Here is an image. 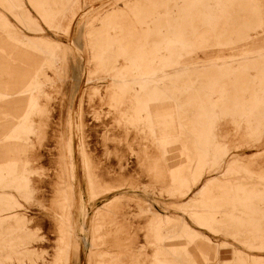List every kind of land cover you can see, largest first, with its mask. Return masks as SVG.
<instances>
[{
	"label": "rangeland",
	"instance_id": "obj_1",
	"mask_svg": "<svg viewBox=\"0 0 264 264\" xmlns=\"http://www.w3.org/2000/svg\"><path fill=\"white\" fill-rule=\"evenodd\" d=\"M80 152L73 264H264V0H0V264L59 263Z\"/></svg>",
	"mask_w": 264,
	"mask_h": 264
},
{
	"label": "bare ground",
	"instance_id": "obj_2",
	"mask_svg": "<svg viewBox=\"0 0 264 264\" xmlns=\"http://www.w3.org/2000/svg\"><path fill=\"white\" fill-rule=\"evenodd\" d=\"M83 74H84V72H83ZM85 74H86V70H85ZM83 163L86 165V168H87V171H88V175H87L88 183H87V186H86L85 183L83 182V180L81 181L79 197H77L76 187L73 184V181L75 179V177H74V165L71 164V176L70 177H71V198H72L71 200H72V205H71V209H70V212H69V215H70L69 223L68 224L63 223L65 236L62 239L63 244H62L61 253H60V259H59V263L58 264H73L72 263L73 255L77 256L78 255V250H79V240H77V237L75 236L76 229L79 228L81 232L85 231V228H86L85 223H86V220L88 218V213H87L88 210H87V208H88L89 204L92 203V201L95 198L98 197L97 196V189L95 188V186L93 184V181H92V178H91V175H90V169H89L88 160L85 157V154L83 152H80V155H79V158H78L79 167L77 169V170H79L80 174H81V166H82ZM105 205L106 204H104L103 206H105ZM102 207H100L95 212V214L93 215V217L91 219V222L89 221L90 222L89 226H90V229H91V232H92V241L91 242H92V247L94 249L95 248L99 249L101 247L100 243H99L98 233L97 232L99 230L98 215H99V211L101 210ZM76 210L78 212L77 215H75V211ZM162 235H160V236H162ZM86 238H88V237H86ZM157 238H158V236H157ZM73 251H74L75 254H73ZM103 252H104V250L103 251H96V252L93 250L91 252V254L89 255L88 264H101V255L103 254Z\"/></svg>",
	"mask_w": 264,
	"mask_h": 264
}]
</instances>
